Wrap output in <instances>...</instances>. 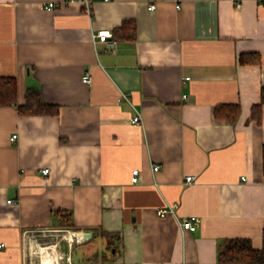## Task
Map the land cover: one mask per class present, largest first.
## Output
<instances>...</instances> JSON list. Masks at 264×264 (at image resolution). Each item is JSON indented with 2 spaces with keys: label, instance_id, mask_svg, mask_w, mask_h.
Returning <instances> with one entry per match:
<instances>
[{
  "label": "crops",
  "instance_id": "crops-1",
  "mask_svg": "<svg viewBox=\"0 0 264 264\" xmlns=\"http://www.w3.org/2000/svg\"><path fill=\"white\" fill-rule=\"evenodd\" d=\"M93 2L90 16L79 2L0 0V77L15 78L18 104L37 88L59 109L0 105V264H31L49 240L68 264H222L219 246L232 238L264 256V104L252 118L264 89V0ZM125 20L132 40L116 33ZM103 30L114 51L94 44ZM247 53L261 63L242 64ZM220 104L240 105L236 123L215 117ZM186 218L195 231L181 230ZM103 232L116 247L80 257L77 248L108 240Z\"/></svg>",
  "mask_w": 264,
  "mask_h": 264
},
{
  "label": "trees",
  "instance_id": "trees-1",
  "mask_svg": "<svg viewBox=\"0 0 264 264\" xmlns=\"http://www.w3.org/2000/svg\"><path fill=\"white\" fill-rule=\"evenodd\" d=\"M116 33L122 38L129 40L134 39L135 24L133 21L125 20L121 27L116 29ZM116 34V35H117ZM242 64L261 63V56L257 53H247L241 55ZM17 82L12 77H0V105L10 106L16 105L19 114L21 115H55L59 109L56 105H49L42 102L40 92L37 88H28L25 93V101L23 104L17 103ZM264 104V89L262 92V102L252 107V118L257 122L261 121L262 108ZM215 117L218 119L227 120L229 123H236L241 114L239 104H220L215 108ZM263 155V173H264V146ZM65 225V224H64ZM68 229H76L73 224H66ZM102 235L108 237V250L116 247L117 243H113L115 233L103 232ZM97 253L96 258H98ZM102 258L106 255L102 253ZM101 258V259H102ZM218 261L222 264H264V256L262 251L255 248L249 239L232 238L224 240L218 251Z\"/></svg>",
  "mask_w": 264,
  "mask_h": 264
},
{
  "label": "built area",
  "instance_id": "built-area-1",
  "mask_svg": "<svg viewBox=\"0 0 264 264\" xmlns=\"http://www.w3.org/2000/svg\"><path fill=\"white\" fill-rule=\"evenodd\" d=\"M66 2H79L82 5L84 11L88 15L91 16L93 13V4H94L93 0H66ZM238 6H240V4H238ZM54 7H56L55 3H49L46 6L47 9H52ZM177 7H179V6H177ZM155 8H156L155 4H152L149 6L150 10H153ZM93 41H94V44H97L98 42L106 43L107 44L106 51H108V52L114 51V49L116 48V41L113 39V34L109 30L99 31V32L93 34ZM189 79H190L189 77H184L182 79V84H185ZM83 82L90 84L92 82L91 75L86 74L83 77ZM183 97L186 98L187 95H183ZM122 99L129 101V96L126 94H122ZM132 122L133 123H140L141 122V116L139 113L135 114L132 117ZM16 138H17V134H14V135H12L10 140L14 141ZM159 168H160L159 165H154L152 169L154 172H156L159 170ZM49 171H50L49 168H44V169H41L40 172L42 175H48ZM139 180H140V170L134 169L132 172V182L138 183ZM194 180H195V177H193L192 175H189L186 177V182H188V183H192ZM9 202H11V200ZM174 208H175V206L160 208L158 210V215L160 217H165L168 214L174 213ZM179 225H180V228L183 232L196 230L195 222L193 221V219H190V218L179 220ZM2 246H3V244H2Z\"/></svg>",
  "mask_w": 264,
  "mask_h": 264
},
{
  "label": "rangeland",
  "instance_id": "rangeland-1",
  "mask_svg": "<svg viewBox=\"0 0 264 264\" xmlns=\"http://www.w3.org/2000/svg\"><path fill=\"white\" fill-rule=\"evenodd\" d=\"M60 236L63 235L62 232H57ZM48 243H44L41 246H34L33 248V261L31 264H46V261H49V264H68L66 261V256L61 250V246L58 240H49ZM108 240L107 238L96 237L87 245L77 248L78 255L80 257L86 255H92L93 253L102 252L107 247ZM62 257L58 262L55 261L57 257ZM53 262V263H52Z\"/></svg>",
  "mask_w": 264,
  "mask_h": 264
},
{
  "label": "water",
  "instance_id": "water-1",
  "mask_svg": "<svg viewBox=\"0 0 264 264\" xmlns=\"http://www.w3.org/2000/svg\"><path fill=\"white\" fill-rule=\"evenodd\" d=\"M87 237H91V234L90 233H85V235H83V239L86 240Z\"/></svg>",
  "mask_w": 264,
  "mask_h": 264
}]
</instances>
